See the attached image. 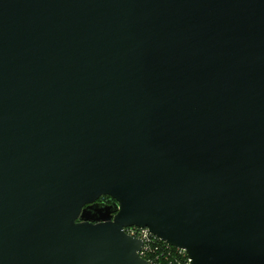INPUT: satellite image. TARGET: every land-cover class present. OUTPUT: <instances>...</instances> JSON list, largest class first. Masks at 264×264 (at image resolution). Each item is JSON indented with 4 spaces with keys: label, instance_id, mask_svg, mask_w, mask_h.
I'll use <instances>...</instances> for the list:
<instances>
[{
    "label": "water",
    "instance_id": "obj_1",
    "mask_svg": "<svg viewBox=\"0 0 264 264\" xmlns=\"http://www.w3.org/2000/svg\"><path fill=\"white\" fill-rule=\"evenodd\" d=\"M129 226L264 264V0H0V264H150Z\"/></svg>",
    "mask_w": 264,
    "mask_h": 264
},
{
    "label": "built area",
    "instance_id": "obj_2",
    "mask_svg": "<svg viewBox=\"0 0 264 264\" xmlns=\"http://www.w3.org/2000/svg\"><path fill=\"white\" fill-rule=\"evenodd\" d=\"M125 231L127 234L143 241V248L140 253L150 264H158L159 261L157 260L160 254L169 251V247H174L155 236L147 227L129 226L125 228ZM177 252L185 258V262H180V264H190V258L184 249L177 248Z\"/></svg>",
    "mask_w": 264,
    "mask_h": 264
},
{
    "label": "trees",
    "instance_id": "obj_3",
    "mask_svg": "<svg viewBox=\"0 0 264 264\" xmlns=\"http://www.w3.org/2000/svg\"><path fill=\"white\" fill-rule=\"evenodd\" d=\"M106 198H109V196H106ZM169 248V251L165 252L164 254H160L159 259L157 260L159 261L158 264H180V262H185V258L183 257V255L178 254L177 248Z\"/></svg>",
    "mask_w": 264,
    "mask_h": 264
},
{
    "label": "flooded vegetation",
    "instance_id": "obj_4",
    "mask_svg": "<svg viewBox=\"0 0 264 264\" xmlns=\"http://www.w3.org/2000/svg\"><path fill=\"white\" fill-rule=\"evenodd\" d=\"M108 200H110V197H109V198H106V196H103V197H101V198L99 199V202H110V201H108Z\"/></svg>",
    "mask_w": 264,
    "mask_h": 264
}]
</instances>
